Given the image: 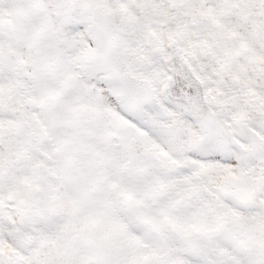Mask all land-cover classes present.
Returning <instances> with one entry per match:
<instances>
[{
    "label": "snow or ice",
    "instance_id": "obj_1",
    "mask_svg": "<svg viewBox=\"0 0 264 264\" xmlns=\"http://www.w3.org/2000/svg\"><path fill=\"white\" fill-rule=\"evenodd\" d=\"M0 264H264V0H0Z\"/></svg>",
    "mask_w": 264,
    "mask_h": 264
}]
</instances>
